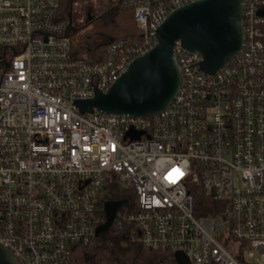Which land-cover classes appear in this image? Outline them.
<instances>
[{"label": "built area", "instance_id": "obj_1", "mask_svg": "<svg viewBox=\"0 0 264 264\" xmlns=\"http://www.w3.org/2000/svg\"><path fill=\"white\" fill-rule=\"evenodd\" d=\"M70 0H0V245L16 264H73L96 248L106 194L131 190L112 224L133 245L191 264H264V0H246L243 43L213 75L179 42L180 86L151 117L81 114L200 0H125L138 40L72 49ZM118 1V0H117ZM195 191L212 203L199 204ZM213 191V195H212Z\"/></svg>", "mask_w": 264, "mask_h": 264}, {"label": "water", "instance_id": "obj_2", "mask_svg": "<svg viewBox=\"0 0 264 264\" xmlns=\"http://www.w3.org/2000/svg\"><path fill=\"white\" fill-rule=\"evenodd\" d=\"M245 2L200 0L175 10L158 28L155 45L136 58L111 88L105 92L97 90L91 100L77 101L74 106L81 114L98 112L135 118L164 111L174 100L181 80L175 43L201 56L202 73L215 74L241 50ZM258 15L264 18V7ZM120 205L118 202L104 204L105 223L96 229V235L111 229ZM174 258L177 264H191L182 252H176ZM0 264H16L10 251L2 245Z\"/></svg>", "mask_w": 264, "mask_h": 264}, {"label": "trees", "instance_id": "obj_3", "mask_svg": "<svg viewBox=\"0 0 264 264\" xmlns=\"http://www.w3.org/2000/svg\"><path fill=\"white\" fill-rule=\"evenodd\" d=\"M74 2V0H70L64 4L62 9L63 15L68 21H71L69 10ZM81 28L85 29L82 35L76 36L77 29H73L71 34L72 49L76 52L88 47V37L91 35H96L105 40L104 44L90 49V53L94 52L95 54L101 53L111 43L140 38V33L133 21V12L125 5V0L116 1ZM193 194L196 201L198 199L202 200L203 203H212L204 191H195ZM106 198L107 202L132 199V192L131 190H119L114 185L108 190ZM104 223L105 214L102 212L100 225ZM100 242L101 244L96 248L75 247L72 256L73 264H158L172 257L171 251H152L139 248L130 243L126 237L123 238L122 233L113 228L100 235Z\"/></svg>", "mask_w": 264, "mask_h": 264}, {"label": "rangeland", "instance_id": "obj_4", "mask_svg": "<svg viewBox=\"0 0 264 264\" xmlns=\"http://www.w3.org/2000/svg\"><path fill=\"white\" fill-rule=\"evenodd\" d=\"M74 1L75 2L70 6L69 13H70L71 24L73 26L72 28L77 29L76 36L78 37L82 35L83 32H85V29L81 28V26L85 25L88 22L89 18L96 17L98 14L103 13L110 5L115 3L117 0H74ZM69 39L71 41V35H69ZM104 43L105 40L103 38L98 37L96 35H91L90 37H88V44H87L88 47L83 48L82 51L77 50V52L80 53L82 52V54L87 56L88 54L90 55V49H93L95 46ZM197 201L199 204L203 203L202 200L197 199Z\"/></svg>", "mask_w": 264, "mask_h": 264}, {"label": "flooded vegetation", "instance_id": "obj_5", "mask_svg": "<svg viewBox=\"0 0 264 264\" xmlns=\"http://www.w3.org/2000/svg\"><path fill=\"white\" fill-rule=\"evenodd\" d=\"M93 19H94V17H91V18H90V21H92Z\"/></svg>", "mask_w": 264, "mask_h": 264}]
</instances>
